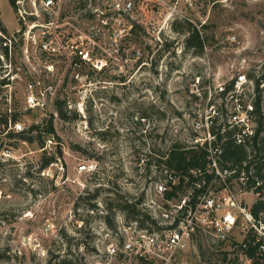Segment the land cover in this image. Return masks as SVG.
<instances>
[{
	"label": "rangeland",
	"instance_id": "obj_1",
	"mask_svg": "<svg viewBox=\"0 0 264 264\" xmlns=\"http://www.w3.org/2000/svg\"><path fill=\"white\" fill-rule=\"evenodd\" d=\"M56 1L72 24L116 25L107 0ZM133 1L134 10L122 23H134L135 31L116 46L105 29L94 46V57L107 61L103 70L58 61L49 73L17 49L13 79L0 88V111L16 112L23 131L52 118L56 136H42L41 148L9 138L14 129L0 127V264L79 261L75 253L82 244L88 249L101 244L95 237L107 215L129 220L122 197L139 203L142 214H154L164 204L152 192L164 166L157 158L188 137L196 78L229 84L237 72H264V0ZM81 3L85 7L79 8ZM185 21L200 31L203 54L188 50V35L175 31V24ZM0 24L8 33L19 27L10 0H0ZM29 96L37 105H28ZM56 99L66 103V121L57 114ZM148 155L153 156L149 170ZM53 156L56 163L40 171L42 159ZM91 162L93 173H77L79 164ZM199 239L189 248V264L226 263L223 246Z\"/></svg>",
	"mask_w": 264,
	"mask_h": 264
},
{
	"label": "built area",
	"instance_id": "obj_2",
	"mask_svg": "<svg viewBox=\"0 0 264 264\" xmlns=\"http://www.w3.org/2000/svg\"><path fill=\"white\" fill-rule=\"evenodd\" d=\"M39 4L40 12L36 0H16L18 29L8 33L0 24V88L13 79L10 70L20 47L28 61H40L49 73L58 61L103 70L107 61L94 57V46H99L105 29L116 46L135 31L134 23H122L134 10L133 0H107L106 8L115 12L112 28L104 20L102 26L72 24L61 1L40 0ZM41 14L45 18L38 21ZM258 73L259 84L247 72H237L229 84L196 78L191 93L197 106L182 147L196 151L202 165L186 173L164 165L152 190L164 204H158L154 214L149 212L156 225L143 227L119 215L111 228L105 220L95 237L101 244L90 249L82 244L75 253L82 264H189V248L199 236L224 247L225 264H264V207L258 208L264 204V131L258 132L256 109L259 100L264 115V78ZM35 100L29 96L28 105H37ZM10 128L24 130L18 121ZM234 149L244 155H235ZM95 170L92 162L77 166L80 175ZM174 191L177 197L169 199L167 194Z\"/></svg>",
	"mask_w": 264,
	"mask_h": 264
},
{
	"label": "trees",
	"instance_id": "obj_3",
	"mask_svg": "<svg viewBox=\"0 0 264 264\" xmlns=\"http://www.w3.org/2000/svg\"><path fill=\"white\" fill-rule=\"evenodd\" d=\"M10 3L13 9H15L16 0H10ZM83 7H85V4L81 3L79 8H83ZM175 25H176L174 26L175 31L188 35L186 38V48L194 52L195 55L203 54L205 41L200 31L197 28H195L190 22L187 21L176 23ZM4 30L6 31V28H4ZM248 76L250 78L256 79V83L259 84V80L256 78V75L254 73H249ZM261 77L264 78V72L262 73ZM54 104L59 118L62 119L63 121H66L67 120V114H66L67 112H65L67 108L66 103L63 102L62 100L56 99ZM256 109H257V121L259 124L258 132L261 133L264 131V115L262 113L261 104L259 100L256 103ZM17 121H19V116L17 115L16 112L3 113L2 111H0V127L9 128L10 123L15 124ZM7 135L9 138H18L30 144L34 142H38L41 148H45V141L42 140V136L55 137L56 131L54 129L53 120L51 118L49 120V123L45 126L43 125V123L35 124L32 125L27 131L8 132ZM234 150H235L234 152L235 155L237 154H239L240 156L244 155V153H241L242 152L241 149H234ZM230 154L233 155L232 152ZM152 157H153L152 155L147 156V164H146L147 170H149L150 165L152 163ZM163 157L164 158L162 159L157 158L159 165L164 164L170 169L176 170L178 172L186 173L189 169L202 165V163L199 162L197 159L198 153L196 151L184 150L182 145L179 143L174 144L169 150V152H167ZM53 163H56V158L54 156L51 158H43L40 166V171L45 170ZM178 187H181V183ZM175 189L177 190L178 188L176 187ZM167 197L169 199L177 197L176 191L168 193ZM120 201L122 203L121 210L126 212L127 217L129 219L128 221H139L143 227L150 226V223L156 225L155 221L151 219V217L148 214H142V212L138 210L137 205L139 203L130 202L129 200L124 199L123 197L120 198ZM262 207H264V204H260L258 208H262ZM105 220L108 226H110L111 228L115 227V222L110 215H107L105 217ZM199 238H200L199 240H201L203 237L199 236ZM58 264H82V262L81 259H79L78 261L77 259L75 260V258L73 259L67 258V259H63Z\"/></svg>",
	"mask_w": 264,
	"mask_h": 264
}]
</instances>
